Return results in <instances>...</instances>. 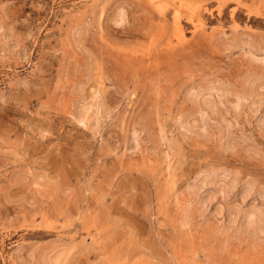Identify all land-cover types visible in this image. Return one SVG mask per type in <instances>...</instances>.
<instances>
[{"label": "rangeland", "instance_id": "rangeland-1", "mask_svg": "<svg viewBox=\"0 0 264 264\" xmlns=\"http://www.w3.org/2000/svg\"><path fill=\"white\" fill-rule=\"evenodd\" d=\"M263 56L264 0H0V264H264Z\"/></svg>", "mask_w": 264, "mask_h": 264}, {"label": "bare ground", "instance_id": "bare-ground-1", "mask_svg": "<svg viewBox=\"0 0 264 264\" xmlns=\"http://www.w3.org/2000/svg\"><path fill=\"white\" fill-rule=\"evenodd\" d=\"M117 12L115 16V21H122L124 19V12ZM176 11V10H175ZM188 11V10H187ZM189 12V11H188ZM175 13V12H174ZM192 18V17H189ZM175 24L178 25V17L175 18ZM199 21V20H198ZM116 23V22H115ZM114 23V24H115ZM178 29V27H177ZM180 30V28L178 29ZM177 31V30H176ZM179 32V31H178ZM181 32V31H180ZM183 33V31H182ZM180 34V33H179ZM183 35V34H182ZM175 36V35H174ZM179 37V36H178ZM177 37V38H178ZM183 38V37H182ZM179 39V38H178ZM181 39V38H180ZM177 40V39H176ZM170 42V41H169ZM174 43V42H173ZM172 43V44H173ZM170 44V43H169ZM175 45V44H174ZM177 45V44H176ZM167 48V47H166ZM169 52V51H167ZM173 52V51H172ZM175 52V51H174ZM170 56V55H169ZM264 57V56H263ZM264 59V58H263ZM262 59V60H263ZM264 61V60H263ZM258 62V61H257ZM263 65V64H262ZM260 79V78H259ZM211 82V81H210ZM214 82V81H213ZM207 85V84H206ZM214 85V84H213ZM216 85V84H215ZM210 86H203L200 87L199 89L196 90L197 93H202L204 90L209 89ZM215 88V86H214ZM217 88V87H216ZM211 90V89H210ZM256 90V89H255ZM254 90L253 87L250 89H242L237 92L238 95V104H239V99L242 100H249L250 105H256L260 102H264V96H260L259 93H257ZM236 95V94H235ZM191 96V97H189ZM188 98H191L190 101L194 100V96H192V93L189 94ZM260 96V98H258ZM198 97V96H197ZM201 98V97H200ZM204 98V97H203ZM206 101V100H204ZM202 101V103H205ZM210 105V102H208ZM213 106V105H212ZM254 108V107H253ZM215 109V108H214ZM213 110V109H212ZM201 112V111H200ZM214 112V111H213ZM202 113V112H201ZM203 115V114H202ZM179 118V117H178ZM185 127L187 125L186 120L180 116L179 118ZM261 122L264 125V114L261 118ZM178 121V120H177ZM182 123V124H183ZM261 123V124H262ZM186 131V130H185ZM204 131V130H203ZM189 187V186H188ZM248 192V191H247ZM228 223L231 224L233 227L236 225L235 233L236 234H244L247 238H250L252 241H261L264 240V210L256 207L255 205H249L246 209H236L234 213H231L229 215Z\"/></svg>", "mask_w": 264, "mask_h": 264}]
</instances>
